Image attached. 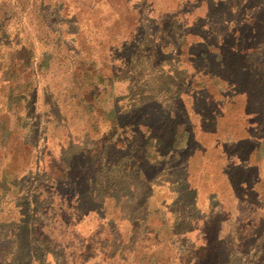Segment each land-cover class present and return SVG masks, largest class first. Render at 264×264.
I'll list each match as a JSON object with an SVG mask.
<instances>
[{
	"label": "rangeland",
	"instance_id": "374dc122",
	"mask_svg": "<svg viewBox=\"0 0 264 264\" xmlns=\"http://www.w3.org/2000/svg\"><path fill=\"white\" fill-rule=\"evenodd\" d=\"M239 1L0 0V232L21 220L38 226L50 264H264V218L217 240L218 215L202 228L206 243L190 252L173 235L186 224L171 225L179 201L168 191L189 190L178 183L198 147L197 127L211 130L232 113L264 141V108L248 113L245 97H232L224 82L201 71L194 84L203 92H186L195 34L227 39L238 17L231 2ZM175 92L186 114L174 106ZM143 154L155 161L145 170L149 190L128 179V165ZM209 165L210 180L195 175L196 185L215 182L219 160ZM68 167L93 181L61 184ZM232 174L235 183L251 180ZM102 179L110 186L100 205L93 195L105 190ZM78 195L97 210L77 212Z\"/></svg>",
	"mask_w": 264,
	"mask_h": 264
},
{
	"label": "trees",
	"instance_id": "16d2710c",
	"mask_svg": "<svg viewBox=\"0 0 264 264\" xmlns=\"http://www.w3.org/2000/svg\"><path fill=\"white\" fill-rule=\"evenodd\" d=\"M242 2H244V5ZM231 3H235L234 15L237 13L238 17L231 20L233 22L232 29L229 33L226 32L228 35L227 39L223 37L219 43H212L201 35L195 34L196 36H200L201 39L193 42L188 47V62L193 69V73L190 75L187 82L186 92L197 93V90L203 92L202 89L205 88L204 85L194 84L197 74L203 71L202 73L209 78L224 82L227 88H229V90L231 89V94H233L232 97L243 95L246 104L245 110L251 113L254 112L251 111V108L254 106L264 108V0H243ZM224 29H226V27H224ZM186 73L189 74L187 70ZM173 97H175L172 99V101L175 100L174 106L178 108L181 113L186 114V108L182 103H179L178 92H175ZM163 106L164 113H168V116H166V118H168L171 113V108L167 111L165 105ZM177 128L182 131L184 135L188 133L185 131L183 125L176 126V129ZM151 140L155 142L156 148L160 146L161 141L158 137L151 138ZM173 148L182 150L185 149V146L174 145ZM156 153L159 156L158 160H160L162 156L159 155L158 150ZM152 161L153 160H151L148 155L143 154L142 159H136L135 162L128 165L129 168H132L130 173L131 176L128 175L129 181L131 183L136 181V186L141 189L145 188L149 190L151 179L146 176L145 170L147 166L153 164ZM68 170L69 172L66 174V179L62 181L61 184L65 182L72 184L71 182L74 181L75 184H77L76 188L82 189V186L87 184V181H93L92 178L83 179L82 175L72 176L73 173L71 172V168L68 167ZM101 184H104V188L105 186H110V183L104 179L101 180ZM178 184L180 186L182 185L181 187L184 189H189L184 178H182ZM190 191H186L183 195L185 202L188 204L191 197ZM79 194L83 195L84 192L81 190ZM80 195H78L76 200L78 204L75 206L77 212L97 210V207L94 208L89 206L87 196L82 197ZM93 196L98 199L97 201L101 205L103 199L109 195L105 188L102 193L98 192ZM142 198L143 197H140V200ZM140 200L138 201L139 206L142 202ZM89 201L94 200L91 198ZM67 220L68 218H66L65 222H67ZM132 223L134 224L135 221L132 220ZM39 231L40 228L38 226L33 227L25 220H21L12 224V227L8 228L5 232H0V240L4 243V245L0 244V264H50L46 259L47 249L34 237ZM38 235H42V233L40 232ZM23 238H25V243L22 242ZM9 245L10 247L8 248ZM191 248L193 247L188 248L189 252ZM211 260L212 259H208V261Z\"/></svg>",
	"mask_w": 264,
	"mask_h": 264
},
{
	"label": "crops",
	"instance_id": "0c3cea01",
	"mask_svg": "<svg viewBox=\"0 0 264 264\" xmlns=\"http://www.w3.org/2000/svg\"><path fill=\"white\" fill-rule=\"evenodd\" d=\"M225 116L216 117L211 130L197 127L193 134L198 147L187 158L185 173V183L192 191L191 204L183 202L186 190L177 193L169 188L168 191L172 201L175 198L179 201L171 211L174 216L171 225L186 224V229L173 232V235L195 248L199 243H206L207 236L202 228L214 226L218 215L222 218L215 225L217 240L231 237V232L236 230L251 229L259 218H264V141L253 134V126L237 125L232 113L231 122L227 117V123L217 125L218 119ZM242 150L243 153H239ZM211 158L219 160V166L222 161L223 168L214 167L212 180L215 182L203 188L194 183V176L202 183L210 180L206 168H210ZM239 170L251 176L250 182L232 181V172ZM190 208L195 218L189 216ZM164 227H168L167 224L164 223Z\"/></svg>",
	"mask_w": 264,
	"mask_h": 264
}]
</instances>
